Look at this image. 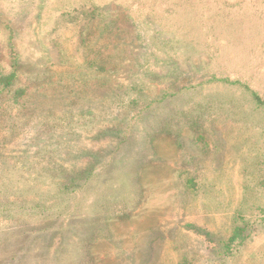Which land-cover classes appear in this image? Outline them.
<instances>
[{
  "label": "rangeland",
  "instance_id": "374dc122",
  "mask_svg": "<svg viewBox=\"0 0 264 264\" xmlns=\"http://www.w3.org/2000/svg\"><path fill=\"white\" fill-rule=\"evenodd\" d=\"M0 264H264V0H0Z\"/></svg>",
  "mask_w": 264,
  "mask_h": 264
},
{
  "label": "trees",
  "instance_id": "16d2710c",
  "mask_svg": "<svg viewBox=\"0 0 264 264\" xmlns=\"http://www.w3.org/2000/svg\"><path fill=\"white\" fill-rule=\"evenodd\" d=\"M97 9L93 10V13L96 12ZM108 29V26H106ZM105 65L107 66V62L101 63V67L105 68ZM12 71L9 76H7V83L5 84V87L10 86L11 83L17 80V76L19 75V65L18 66H11ZM166 75H169L172 77V86H174L179 80L176 78V76H179V73L177 72V68H175L172 72H165ZM162 80L167 78V76H164V73L158 75ZM158 78L157 76H154ZM180 89V88H179ZM174 91L173 95L176 94L178 91L177 89H172ZM163 93L161 96L157 97V99L153 102L155 104V107L158 109L159 107H162L164 105H168L170 103V100L166 101L167 96L165 95L166 92ZM139 98L135 99L130 104V111H138L137 121H140L141 123L147 124L149 120L156 119L157 117L160 118L159 114L155 115L153 112H155V107H152V104H146V107L144 109H141L140 107L142 104H140V100L145 98V96H142V93L139 92ZM171 99V98H170ZM158 115V116H156ZM127 121L126 118H123L119 122V126L116 129L105 131L102 135L105 134L113 135L116 138V142H110L107 143V151L99 150V152H95V154L92 156L95 160H93V163L100 162L101 164L108 165L109 167L123 166L126 161L130 158L132 155V152L134 149L137 151V155L143 156L145 158L146 153L149 151V149H153L154 146V139L152 136V132L149 133L148 130L145 129H138L137 126H132L129 130H125L123 127V123ZM101 136H99L100 138ZM88 153V152H87ZM132 164H134V160H132Z\"/></svg>",
  "mask_w": 264,
  "mask_h": 264
}]
</instances>
